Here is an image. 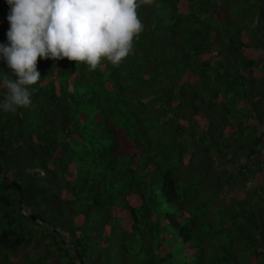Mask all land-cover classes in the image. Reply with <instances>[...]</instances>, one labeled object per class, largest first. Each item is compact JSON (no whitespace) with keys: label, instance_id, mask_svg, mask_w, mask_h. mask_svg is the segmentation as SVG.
<instances>
[{"label":"trees","instance_id":"obj_1","mask_svg":"<svg viewBox=\"0 0 264 264\" xmlns=\"http://www.w3.org/2000/svg\"><path fill=\"white\" fill-rule=\"evenodd\" d=\"M137 11L119 66L38 58L0 112V264H264V0Z\"/></svg>","mask_w":264,"mask_h":264},{"label":"clouds","instance_id":"obj_2","mask_svg":"<svg viewBox=\"0 0 264 264\" xmlns=\"http://www.w3.org/2000/svg\"><path fill=\"white\" fill-rule=\"evenodd\" d=\"M7 43L0 60L14 78L0 75L6 91L0 112L16 113L32 104V89L41 74L40 59L83 62L95 71L102 59L119 66L134 50L143 31L138 8L144 0H6Z\"/></svg>","mask_w":264,"mask_h":264},{"label":"water","instance_id":"obj_3","mask_svg":"<svg viewBox=\"0 0 264 264\" xmlns=\"http://www.w3.org/2000/svg\"><path fill=\"white\" fill-rule=\"evenodd\" d=\"M16 185H17L18 188H19V196H20V194H21V185L18 184V183H16ZM19 205H20V209H21V211H22V210H23V206H22V200H21V197L19 198ZM30 217H31L34 221H37V220H38V216H37V214L30 215ZM82 264H83V262H82Z\"/></svg>","mask_w":264,"mask_h":264},{"label":"rangeland","instance_id":"obj_4","mask_svg":"<svg viewBox=\"0 0 264 264\" xmlns=\"http://www.w3.org/2000/svg\"><path fill=\"white\" fill-rule=\"evenodd\" d=\"M251 264H256V260H253V262H251Z\"/></svg>","mask_w":264,"mask_h":264}]
</instances>
